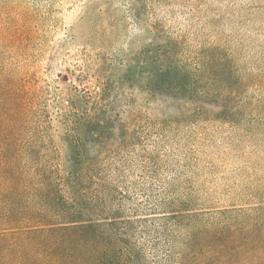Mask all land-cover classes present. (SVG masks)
Listing matches in <instances>:
<instances>
[{
    "label": "rangeland",
    "instance_id": "1",
    "mask_svg": "<svg viewBox=\"0 0 264 264\" xmlns=\"http://www.w3.org/2000/svg\"><path fill=\"white\" fill-rule=\"evenodd\" d=\"M168 42L202 102L147 92L146 55ZM12 85L56 149L69 89L109 88L96 171L142 264H264V0H0Z\"/></svg>",
    "mask_w": 264,
    "mask_h": 264
},
{
    "label": "trees",
    "instance_id": "2",
    "mask_svg": "<svg viewBox=\"0 0 264 264\" xmlns=\"http://www.w3.org/2000/svg\"><path fill=\"white\" fill-rule=\"evenodd\" d=\"M169 45L146 55L147 92L202 102ZM77 91L66 98L58 149L37 129L28 89L0 94V264H142L131 221L96 171L118 126L105 103L109 88L95 100Z\"/></svg>",
    "mask_w": 264,
    "mask_h": 264
}]
</instances>
